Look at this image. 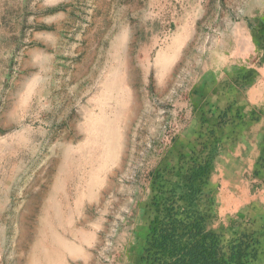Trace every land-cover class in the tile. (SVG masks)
<instances>
[{"label": "rangeland", "instance_id": "obj_1", "mask_svg": "<svg viewBox=\"0 0 264 264\" xmlns=\"http://www.w3.org/2000/svg\"><path fill=\"white\" fill-rule=\"evenodd\" d=\"M182 20L172 0L150 17L147 0H0V264H32L55 205L72 211L57 229L73 245L65 264H144L153 198L192 159L211 160L209 229L225 244L253 233L248 264H264L261 172L236 171L251 118L203 104L195 36L176 42Z\"/></svg>", "mask_w": 264, "mask_h": 264}, {"label": "crops", "instance_id": "obj_2", "mask_svg": "<svg viewBox=\"0 0 264 264\" xmlns=\"http://www.w3.org/2000/svg\"><path fill=\"white\" fill-rule=\"evenodd\" d=\"M188 1L172 0L174 10L183 19L176 29L179 35L175 41L183 49L190 44L189 33L195 36V63L203 80V104L213 97L214 111H237L243 114V120L251 118L249 125L240 126L244 129L240 153L242 149L246 152L244 156L237 152L235 159L241 165H237L236 171L238 176L247 178L260 170L259 193L264 204V167L260 160L264 150V0H215L214 9L210 8L211 0H192L190 9ZM167 2L147 0L149 17L155 14L157 3L165 11ZM128 8L131 12L135 10L134 6ZM123 9V4H116V11ZM189 17L194 20L188 22ZM199 24L211 26L200 30ZM111 30L116 33L111 50L115 48L121 60L123 20H116Z\"/></svg>", "mask_w": 264, "mask_h": 264}, {"label": "trees", "instance_id": "obj_3", "mask_svg": "<svg viewBox=\"0 0 264 264\" xmlns=\"http://www.w3.org/2000/svg\"><path fill=\"white\" fill-rule=\"evenodd\" d=\"M210 173V159H192L170 179V188L154 196L144 264H248L250 257L256 258L251 253L257 242L253 233H242L225 244L209 229L213 216Z\"/></svg>", "mask_w": 264, "mask_h": 264}, {"label": "bare ground", "instance_id": "obj_4", "mask_svg": "<svg viewBox=\"0 0 264 264\" xmlns=\"http://www.w3.org/2000/svg\"><path fill=\"white\" fill-rule=\"evenodd\" d=\"M103 130L105 133L108 131L106 133V135H108L111 139L112 135H113V131H114L112 129V126L101 125L99 128L96 129V131L99 132V135ZM96 131H95V133H96ZM71 155L72 154L70 153L69 149L66 148V150L63 151V153L61 155V160H60V162H58L59 164L57 165L58 170L60 172H66L68 174V173H70V171H72V164H73L72 160H73V158L71 157ZM69 177H71V176H69ZM94 183H95V178L94 179L91 178V182H89V185H87V186L91 189V187L93 186ZM90 189H89V191H90ZM83 196H84L83 193L79 194L78 205L82 204ZM64 203H66V201ZM45 205H46V203H45ZM67 205L65 204L63 206V208H67L69 206V205L68 206ZM39 211H40V209H39ZM67 213H72V211L68 209L66 211V213L65 212L63 213L62 207L58 206V205H55V209H54L53 213H50V214L48 213L47 218H48L49 222L45 221V224H43V228L40 227V229L42 228V230H41L42 233H40V235L37 237L36 244L34 243L35 247L33 248L34 249L33 254H35V255L31 260L32 264H42V263L43 264H65V259H66L65 257L67 256V253L71 249H73V245L66 242L64 239H62L61 238L62 235L60 236L58 234L57 229L60 228L62 220L65 219L66 223H67V221H69L70 216L69 215L67 216ZM41 222L43 223L42 219H41ZM56 225H58L59 227H56ZM62 232L64 233L63 230H62ZM39 251H41V252L39 253ZM29 264H30V262H29Z\"/></svg>", "mask_w": 264, "mask_h": 264}]
</instances>
